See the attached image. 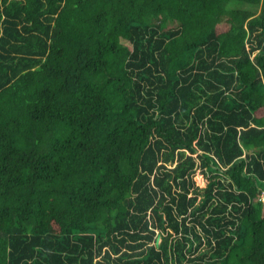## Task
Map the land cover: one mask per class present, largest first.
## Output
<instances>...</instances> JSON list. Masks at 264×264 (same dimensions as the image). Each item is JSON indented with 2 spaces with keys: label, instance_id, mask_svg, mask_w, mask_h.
Here are the masks:
<instances>
[{
  "label": "trees",
  "instance_id": "1",
  "mask_svg": "<svg viewBox=\"0 0 264 264\" xmlns=\"http://www.w3.org/2000/svg\"><path fill=\"white\" fill-rule=\"evenodd\" d=\"M263 190L264 0H0V264H264Z\"/></svg>",
  "mask_w": 264,
  "mask_h": 264
},
{
  "label": "rangeland",
  "instance_id": "2",
  "mask_svg": "<svg viewBox=\"0 0 264 264\" xmlns=\"http://www.w3.org/2000/svg\"><path fill=\"white\" fill-rule=\"evenodd\" d=\"M247 151H248V149H247ZM193 179H194V182L197 186H203L205 179H204V175L201 173L199 166L196 167V169L194 171ZM199 179H201V181H199ZM199 191H200V189H199ZM256 199L261 201V204H262L261 208H262V210H264V191H261V193L259 194V199H258V197Z\"/></svg>",
  "mask_w": 264,
  "mask_h": 264
},
{
  "label": "clouds",
  "instance_id": "3",
  "mask_svg": "<svg viewBox=\"0 0 264 264\" xmlns=\"http://www.w3.org/2000/svg\"><path fill=\"white\" fill-rule=\"evenodd\" d=\"M201 152V150L200 149H197L196 148V151H194V152H192V155H194L195 156V159H196V162L199 164V158L197 157V154L198 153H200ZM193 153H195V154H193ZM197 167H198V165H197ZM189 194V193H188ZM157 234V233H156ZM158 235H159V233H158ZM156 237V236H155ZM155 240V239H154ZM158 242H159V240H158Z\"/></svg>",
  "mask_w": 264,
  "mask_h": 264
},
{
  "label": "water",
  "instance_id": "4",
  "mask_svg": "<svg viewBox=\"0 0 264 264\" xmlns=\"http://www.w3.org/2000/svg\"><path fill=\"white\" fill-rule=\"evenodd\" d=\"M158 240H159V235L158 233L156 234L155 240H154V244L157 245L158 244Z\"/></svg>",
  "mask_w": 264,
  "mask_h": 264
},
{
  "label": "built area",
  "instance_id": "5",
  "mask_svg": "<svg viewBox=\"0 0 264 264\" xmlns=\"http://www.w3.org/2000/svg\"><path fill=\"white\" fill-rule=\"evenodd\" d=\"M193 154H195V153H193ZM264 191V190H263Z\"/></svg>",
  "mask_w": 264,
  "mask_h": 264
},
{
  "label": "bare ground",
  "instance_id": "6",
  "mask_svg": "<svg viewBox=\"0 0 264 264\" xmlns=\"http://www.w3.org/2000/svg\"><path fill=\"white\" fill-rule=\"evenodd\" d=\"M161 237V236H160Z\"/></svg>",
  "mask_w": 264,
  "mask_h": 264
}]
</instances>
